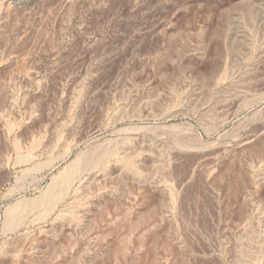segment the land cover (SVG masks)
<instances>
[{
    "label": "rangeland",
    "instance_id": "374dc122",
    "mask_svg": "<svg viewBox=\"0 0 264 264\" xmlns=\"http://www.w3.org/2000/svg\"><path fill=\"white\" fill-rule=\"evenodd\" d=\"M0 264H264V0H0Z\"/></svg>",
    "mask_w": 264,
    "mask_h": 264
},
{
    "label": "bare ground",
    "instance_id": "6f19581e",
    "mask_svg": "<svg viewBox=\"0 0 264 264\" xmlns=\"http://www.w3.org/2000/svg\"><path fill=\"white\" fill-rule=\"evenodd\" d=\"M109 153V152H108ZM107 152L104 153L102 157H106L108 155ZM70 154V153H69ZM110 154V153H109ZM101 157H97V154H93V156H90L85 163H81L79 161V158H77L75 161H73L71 164H69L66 171L60 175L57 179L53 180V185H51L47 192H45L41 198H37L36 200L32 201H24L19 202L13 206H10L7 210V214L11 219H14L15 216L20 215L21 212L28 206L36 207L40 205L43 200L47 199H53V196L55 194V191H57V186L62 187V193L61 195H64L63 193L69 191L74 183L80 178L81 174L84 170H87L88 167H93L95 165H98L101 162ZM59 197H55V201L52 203V209L57 203V199ZM52 201V200H51ZM51 209V210H52Z\"/></svg>",
    "mask_w": 264,
    "mask_h": 264
}]
</instances>
